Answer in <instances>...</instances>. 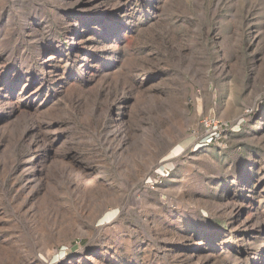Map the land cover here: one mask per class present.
Wrapping results in <instances>:
<instances>
[{"label":"rangeland","instance_id":"1","mask_svg":"<svg viewBox=\"0 0 264 264\" xmlns=\"http://www.w3.org/2000/svg\"><path fill=\"white\" fill-rule=\"evenodd\" d=\"M0 264H264V0H0Z\"/></svg>","mask_w":264,"mask_h":264},{"label":"crops","instance_id":"2","mask_svg":"<svg viewBox=\"0 0 264 264\" xmlns=\"http://www.w3.org/2000/svg\"><path fill=\"white\" fill-rule=\"evenodd\" d=\"M167 140L169 142V144L167 145V149L163 152L162 150H159L156 152V154L153 155V158L151 159L152 161L149 162L148 165H146V168L144 170L145 173H152L155 172V170L161 172L164 169L162 167L164 164L176 158L180 153L184 151V148L186 146H191L190 140L184 138L183 136H169Z\"/></svg>","mask_w":264,"mask_h":264},{"label":"built area","instance_id":"3","mask_svg":"<svg viewBox=\"0 0 264 264\" xmlns=\"http://www.w3.org/2000/svg\"><path fill=\"white\" fill-rule=\"evenodd\" d=\"M204 134L201 138L203 144H218L222 139L223 133L227 131L228 126L220 121H204L202 123Z\"/></svg>","mask_w":264,"mask_h":264},{"label":"bare ground","instance_id":"4","mask_svg":"<svg viewBox=\"0 0 264 264\" xmlns=\"http://www.w3.org/2000/svg\"><path fill=\"white\" fill-rule=\"evenodd\" d=\"M31 181H29V184H30ZM50 254V252H48Z\"/></svg>","mask_w":264,"mask_h":264}]
</instances>
